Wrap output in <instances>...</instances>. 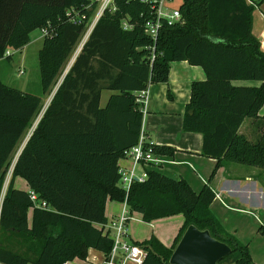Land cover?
<instances>
[{
    "label": "trees",
    "instance_id": "16d2710c",
    "mask_svg": "<svg viewBox=\"0 0 264 264\" xmlns=\"http://www.w3.org/2000/svg\"><path fill=\"white\" fill-rule=\"evenodd\" d=\"M114 5L98 19L58 84L96 0H0V59L29 43L34 30L49 31L39 52L41 94L0 78V264H68L86 258L89 248L107 255L113 245L103 229L108 200H126L147 222L184 216L170 247L156 235L136 240L147 251L142 264H171L190 224L230 245L232 251L218 264H257L248 245L212 211L216 192L210 179L197 192L185 178L149 167L148 178L127 191L120 185V161L143 131L139 93L169 81L171 63L186 60L201 66L206 78L191 85L183 130L202 134L203 155L217 160L212 176L224 162L264 169V48L253 32L254 12L264 0H184L183 22L165 23L156 41L145 30L154 17L150 2L114 0ZM68 12L87 19L77 24ZM250 80L257 83H239ZM56 86L4 191L13 154ZM103 90L112 91L104 106ZM248 118L260 122L255 139L241 132ZM153 146L158 154L175 155L173 146ZM17 176L31 191L15 187Z\"/></svg>",
    "mask_w": 264,
    "mask_h": 264
},
{
    "label": "crops",
    "instance_id": "0c3cea01",
    "mask_svg": "<svg viewBox=\"0 0 264 264\" xmlns=\"http://www.w3.org/2000/svg\"><path fill=\"white\" fill-rule=\"evenodd\" d=\"M261 7H264V5ZM255 12L253 32L259 37V34L255 32ZM260 19H264V16L262 15ZM260 31L262 32L260 34H263L264 29H261ZM40 33V37L44 42L45 36L41 30ZM40 37L38 36V38ZM30 42L31 39L29 43ZM13 50L16 49H11V55ZM76 56L77 55L75 54V56L70 59L72 62L69 68L74 62ZM66 72L63 74L62 78ZM20 74L24 75L25 73L20 70ZM205 78L206 74L201 66L192 65L186 60L172 62L169 81L150 85L147 102L145 104L143 131L146 134L148 142L158 145H170L176 149L174 157L164 156L167 160L164 165L168 163V165L173 166L172 168H169V171L171 172L169 173L170 175H175V177L178 178H185L197 192H199L210 179V185L216 192V198L211 204V209L219 218L225 229L228 230L223 218L218 215L216 208L221 209L223 206L227 209L238 210L245 212V214L253 215L256 210L260 209V206H262V199H264V169L250 165L249 167H246L244 164L240 163L224 162L215 172L214 177L212 176L217 160L203 155L202 134L197 132H186L183 130L182 125L186 105L191 97V85L193 81L204 80ZM57 86L54 88L53 92L43 98L44 106L19 142V145L13 154V162L9 173H12L20 152L26 145L45 109L49 105ZM260 115H264V106L260 110ZM253 120L250 121L255 122ZM248 122L249 121L246 123L244 122V129L241 127V131L243 130V132L250 137L249 133L244 131ZM257 131L254 132V136L256 137H253V139L257 138L259 129H257ZM193 163L198 165V179L194 178L193 171H191L196 169V166ZM131 165L132 159L130 158H124L120 161V166L122 167L124 166L127 168ZM19 178H22L25 181ZM14 185L16 188L31 191L27 180L21 176L15 178ZM123 203L124 201L108 200L106 206L108 220L121 213ZM132 214L134 217L129 223V228L133 240L144 241L149 239L152 235H156L160 241L168 247L173 244L185 220L182 214H178L181 216V219L176 223L173 221L169 222L168 218L177 215L147 222L143 219L142 214L137 212ZM31 217L32 209L29 212V220H31ZM224 219H226V216ZM137 223L147 225V230H145L147 231V236L145 238L140 239L138 236H135L138 231L136 227ZM144 229H146L145 226ZM105 259L106 254L104 252L89 248L86 258H75L68 262V264H105Z\"/></svg>",
    "mask_w": 264,
    "mask_h": 264
},
{
    "label": "built area",
    "instance_id": "2783aa9c",
    "mask_svg": "<svg viewBox=\"0 0 264 264\" xmlns=\"http://www.w3.org/2000/svg\"><path fill=\"white\" fill-rule=\"evenodd\" d=\"M150 2L154 9V17L146 22V32L154 39L157 40L160 28L166 23L172 25L178 22H183L182 12L180 6L184 0H180L181 3L178 6H173L172 3L175 0H143ZM251 3L253 0H249ZM97 6L94 10L93 16L87 21V31L84 39L81 42L78 52L81 50L93 27L98 19L103 15L106 9H115L114 0H96ZM93 4V3H92ZM260 9L261 15L264 16L261 6L257 5ZM70 20L77 24L85 22L86 15L83 17L73 16L68 12ZM129 24L124 22V27H128ZM43 35L49 34L47 29L41 30ZM154 49V47H153ZM11 54V50H8L6 55ZM78 53H76L77 55ZM155 54H152L154 59ZM149 88L142 90L139 93V102L143 104L145 112V104L147 102ZM132 159V165L130 167L120 166V173L122 179L120 185L127 191L130 189L132 183L143 182L148 176L149 167H161L167 160L163 155L158 154L153 146V143L147 141V137L144 131L140 133L139 141L135 144L127 153V157ZM31 198L35 204L40 205L38 202V196L36 193L31 192ZM41 206H47V203L43 201ZM133 214L130 211L129 205L125 200L123 203L122 211L119 215L112 217L103 225V229L107 232L112 240L113 245L111 251L106 255L105 264H142L147 255V251L135 240L131 238L129 223L133 219Z\"/></svg>",
    "mask_w": 264,
    "mask_h": 264
},
{
    "label": "rangeland",
    "instance_id": "374dc122",
    "mask_svg": "<svg viewBox=\"0 0 264 264\" xmlns=\"http://www.w3.org/2000/svg\"><path fill=\"white\" fill-rule=\"evenodd\" d=\"M180 3H181L180 0H175L172 3V5L178 6ZM260 17H262L261 11L259 8H257L255 12V32L259 34L261 45L264 48V31L263 34H260L262 33L260 30L264 29V19L261 20ZM86 31L84 33V37ZM31 33L32 34L30 35L31 36L30 43H28L26 46L22 48L13 50L11 57L8 58L4 57L0 59V78L7 84L17 87L19 89L32 92L35 94H41L42 86H41V72H40V64H39V51L42 48L43 39L40 37L41 33L39 29H36ZM38 36L40 38H38ZM82 40L77 45L72 58L78 52ZM71 62H72L71 60H68L65 63V65L62 68L63 74L67 71ZM20 70L24 71L25 74L24 75L20 74ZM62 76L58 78L59 80L58 83L62 79ZM239 83L256 84L257 82L254 80H250V81H240ZM111 94L112 91L103 90L102 101H101V104L103 106L106 104ZM250 120L253 119H247L245 121V123L247 121L249 122L246 124L244 131L249 133L250 135L249 138L253 139V137H256L254 136V132L257 131L258 127H260V122H258L257 120H253L255 122H251ZM245 123L242 125V128L244 127ZM241 132H243V130ZM193 164L196 166V169H193L191 171H193L192 173L194 174V178L198 179V174H197L198 165L196 163ZM245 166L249 167V165H245ZM172 167L173 166H170L167 163L163 167H160L159 169L162 172L170 175L169 173L171 172L169 171V168ZM10 176L11 173L8 172L4 184V191L7 188ZM170 176L175 177V175H170ZM216 210L218 215L223 218L228 231L234 234L240 241L248 245L254 261L257 264H264V199H262V206H260V209L256 210L255 213H253V215L245 214V212L238 210L227 209L223 206L221 207V209L216 208ZM225 216L226 219H224ZM180 217L181 216L177 215L168 219L169 222L173 221L174 223H176L179 221V219H181ZM144 226L146 227V229H144ZM136 227L138 231H137V235L135 236H138L140 239L145 238L147 236V231H145L147 230V225L137 223Z\"/></svg>",
    "mask_w": 264,
    "mask_h": 264
},
{
    "label": "water",
    "instance_id": "95a60500",
    "mask_svg": "<svg viewBox=\"0 0 264 264\" xmlns=\"http://www.w3.org/2000/svg\"><path fill=\"white\" fill-rule=\"evenodd\" d=\"M232 251L229 244L215 238L209 229L190 224L171 257V264H218Z\"/></svg>",
    "mask_w": 264,
    "mask_h": 264
}]
</instances>
